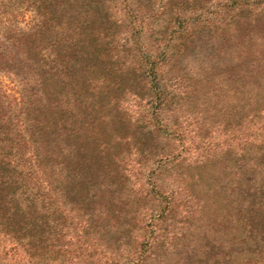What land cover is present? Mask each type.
<instances>
[{
	"label": "trees",
	"instance_id": "16d2710c",
	"mask_svg": "<svg viewBox=\"0 0 264 264\" xmlns=\"http://www.w3.org/2000/svg\"><path fill=\"white\" fill-rule=\"evenodd\" d=\"M0 73L20 90L9 112L0 100V264H244L264 246V122L249 103L264 89V0H0ZM223 87L251 114L245 133L235 119V158L165 144L177 98ZM210 159L207 197L228 189L220 218L237 235H170L201 190L163 188V169Z\"/></svg>",
	"mask_w": 264,
	"mask_h": 264
},
{
	"label": "rangeland",
	"instance_id": "374dc122",
	"mask_svg": "<svg viewBox=\"0 0 264 264\" xmlns=\"http://www.w3.org/2000/svg\"><path fill=\"white\" fill-rule=\"evenodd\" d=\"M124 17L128 19L129 15L125 14ZM31 19L32 12H25L24 16L19 19L18 26L21 28L26 27ZM134 19L136 20L137 18H131L129 20L128 30L130 27L133 28V30H129V33L131 34L133 32V35L138 39V46H142L141 40L137 36L140 30V28H138L140 25V18L135 25H133ZM132 51L133 53L134 51L136 52L135 46H132ZM218 77L219 73L215 75L214 83ZM226 90L227 89L223 87L221 90L216 91V95L213 98L203 93H196L197 95H181V98H177L175 106H178V108L174 114L176 118L174 127H177V131L174 130L172 132L173 137L166 139L165 144L172 143L178 149V152L182 153L185 157L194 158L199 153L200 157H204L209 153L205 152L206 148H209L212 150L217 149L226 151L230 158H235L233 151L238 144L237 139L239 136V132H236L237 126L235 119L237 117L243 118V126L240 132L245 133L244 127L251 124L249 122L251 114L250 111H246V99L244 97L234 96L231 92ZM19 91V86L12 80L9 74L0 73V100L7 106L8 112L9 102H13L12 100L14 98L19 97ZM258 93H260L259 96L255 95L256 93H252L251 96H249V98H251L249 103H251V105L253 104L254 112L258 113L254 125L261 124L259 122H264V89L262 91L260 90ZM121 98H124V95ZM253 99L255 100L253 101ZM124 103L125 106L131 107V109H137L140 115L143 113L146 114V112L149 114L150 112L152 113V108H149V105H145V103L135 106V103H132L128 98H125ZM163 115L170 117L171 112L169 111ZM162 124H166V122L160 120L158 125H160L161 129L171 128L170 126L165 127V125ZM125 152L126 154L132 153L131 151H126V149ZM188 154L193 155L188 156ZM230 158H227V160L231 162ZM236 158H238V156ZM248 158L249 157H245V159L242 160H248ZM211 161V159L208 160V162L206 161L207 163L205 162L204 165H199V162L191 163L186 161L185 163L182 162L178 165L173 164L163 169L161 174L162 177L166 179V185L163 188L175 187L177 185L180 187L185 185L189 187L190 185L192 188L191 191H194L196 194V189L201 190L199 191L200 200L197 202V207L194 208L195 214L192 218L184 219L183 221L179 216L167 218L164 227L166 231H169L170 235H172L171 231L173 229H177L181 226L183 228L173 233V235H237L235 218L232 217V220L227 223H221L222 217L220 213L222 214V204L226 199L228 189H223L221 192L215 191L211 194L210 198L207 197L208 191L210 190L208 185L209 182L212 181V178L208 176L213 173V170L217 169V165L219 164L217 159ZM226 171H228V169ZM231 171L232 167H229L227 174ZM175 173L179 175L184 174L186 182L181 183L182 180L175 178ZM191 177H194V179L189 182L188 180L191 179ZM213 184L216 186L217 190L220 189V187L226 186L224 182H221V184ZM204 204L208 205L206 209H204L205 207H201ZM72 236H74L72 243L75 244V240L81 235ZM65 240L67 241V239ZM74 249L75 248H73V250ZM248 255H253L254 259L247 260L244 264H264L263 245L249 246ZM168 261L170 264H176L172 259ZM235 264H240V262L235 260Z\"/></svg>",
	"mask_w": 264,
	"mask_h": 264
}]
</instances>
